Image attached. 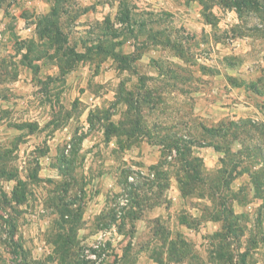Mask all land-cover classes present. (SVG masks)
I'll use <instances>...</instances> for the list:
<instances>
[{"label":"rangeland","instance_id":"rangeland-1","mask_svg":"<svg viewBox=\"0 0 264 264\" xmlns=\"http://www.w3.org/2000/svg\"><path fill=\"white\" fill-rule=\"evenodd\" d=\"M0 264H264V0H0Z\"/></svg>","mask_w":264,"mask_h":264}]
</instances>
